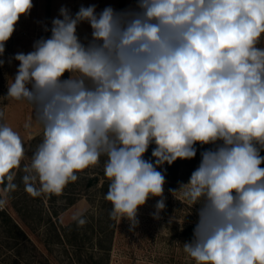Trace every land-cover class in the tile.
<instances>
[{
	"label": "clouds",
	"instance_id": "clouds-1",
	"mask_svg": "<svg viewBox=\"0 0 264 264\" xmlns=\"http://www.w3.org/2000/svg\"><path fill=\"white\" fill-rule=\"evenodd\" d=\"M32 7L0 0V55ZM60 17L15 55L4 97L30 105L24 127L43 133L22 169L25 191L60 194L104 157L110 216L135 227L149 197H161L154 217L166 206L157 168L211 145L170 190L198 216L183 251L195 264H264V0H135L120 11L62 7ZM81 23L92 30L85 41ZM152 144L154 161L144 159ZM25 156L20 133L0 123V196L16 190Z\"/></svg>",
	"mask_w": 264,
	"mask_h": 264
},
{
	"label": "rangeland",
	"instance_id": "rangeland-1",
	"mask_svg": "<svg viewBox=\"0 0 264 264\" xmlns=\"http://www.w3.org/2000/svg\"><path fill=\"white\" fill-rule=\"evenodd\" d=\"M32 3L30 12L20 17L14 33L6 42L5 52L0 55V61H3L0 64V112H3L0 123L18 131L26 148L21 169L16 170V190L6 197L0 196L7 201L0 206V212L12 219L9 221L0 215V264H195L184 253L182 245L193 238L198 221L196 208L185 207L170 190L188 183L200 164L201 152L211 145L197 143L199 157L177 159L171 165L165 163L157 168L165 176L163 198L166 206L159 212V218L154 217L161 197H149L138 208L135 227H130L127 219L120 221L110 216L112 205L104 198L109 183L104 175V157L98 165L79 172L78 180L66 185L60 194L43 193L33 197L25 191L22 169L30 164L43 133L34 121L30 129L24 127L33 115L30 105L4 98L19 66L15 55L33 51L36 41L51 36L52 20L62 18V7L75 15L81 6L93 4L98 13L109 6L117 11L135 6V0H127L123 7L121 0H32ZM91 31L87 23H81L77 28L82 41L91 38ZM257 46L264 47V36ZM155 147V144L149 146L144 159L154 161L152 150ZM260 155L264 156V150ZM173 167L178 168L176 182L169 179V170ZM100 176L102 185L88 187L90 178ZM104 183L107 186H103ZM79 219L86 223L80 225Z\"/></svg>",
	"mask_w": 264,
	"mask_h": 264
},
{
	"label": "trees",
	"instance_id": "trees-1",
	"mask_svg": "<svg viewBox=\"0 0 264 264\" xmlns=\"http://www.w3.org/2000/svg\"><path fill=\"white\" fill-rule=\"evenodd\" d=\"M126 1H127V0H121V7H123V5H124V3H125ZM196 157H199V155L196 154L195 158H196ZM169 171H170V173H171V176L169 177V179H170L171 181H173V182H176V181H177V176H178V168L173 167V169H170ZM100 184L102 185V178H101V176H100L99 178H96V177L90 178V179L88 180V182H87V185H88V187H90V188L97 187V186H99ZM0 185H1V187L4 189V188L6 187V185H7V180H5L4 184H0ZM103 186H107V184L104 183ZM103 188H104V187H103ZM101 190H102V188H101ZM70 204H73V202L70 203ZM0 215H1L2 217H6L7 219H9L8 216H6V214H5L4 212H2V213L0 212ZM9 221H12V219H9ZM17 229H18V226H17Z\"/></svg>",
	"mask_w": 264,
	"mask_h": 264
}]
</instances>
